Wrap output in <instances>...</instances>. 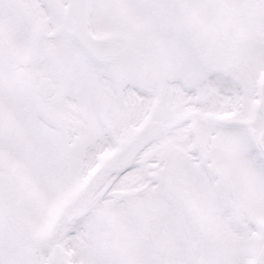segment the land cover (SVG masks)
I'll use <instances>...</instances> for the list:
<instances>
[{"label":"snow or ice","instance_id":"1","mask_svg":"<svg viewBox=\"0 0 264 264\" xmlns=\"http://www.w3.org/2000/svg\"><path fill=\"white\" fill-rule=\"evenodd\" d=\"M0 264H264V0H0Z\"/></svg>","mask_w":264,"mask_h":264}]
</instances>
